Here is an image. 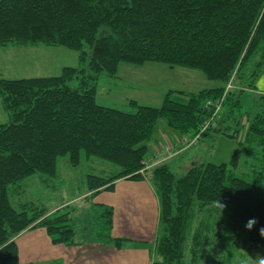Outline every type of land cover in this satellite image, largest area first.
I'll return each instance as SVG.
<instances>
[{"label": "trees", "instance_id": "16d2710c", "mask_svg": "<svg viewBox=\"0 0 264 264\" xmlns=\"http://www.w3.org/2000/svg\"><path fill=\"white\" fill-rule=\"evenodd\" d=\"M38 44L74 49L79 63L58 75L0 78L8 116L0 123V264H20L14 237L33 224L53 243L77 242L73 206L50 211L24 191L35 183L56 187L63 156L72 166L84 155L117 167L85 175L92 192L112 189L119 178L150 180L159 198L152 264H185L186 248L196 264L198 252L220 240L264 247V94L258 92L255 113L239 112L240 95L257 92L264 74V0H0V46ZM145 62L196 69L217 85L170 89L160 106L130 100L122 110L95 101L103 77L114 78L122 63ZM221 98L225 114L203 132L210 145L220 133L235 136L243 116L247 121L229 162L193 161L178 173L179 160L169 158L144 169L159 118L185 136L198 133ZM235 115L230 132L225 123ZM93 207L111 224V207ZM127 240L112 241L122 247ZM226 251L224 244L212 264Z\"/></svg>", "mask_w": 264, "mask_h": 264}, {"label": "rangeland", "instance_id": "374dc122", "mask_svg": "<svg viewBox=\"0 0 264 264\" xmlns=\"http://www.w3.org/2000/svg\"><path fill=\"white\" fill-rule=\"evenodd\" d=\"M78 63L77 51L62 45L38 44L28 46H0V77L3 78L58 75L61 73L63 67L77 66ZM117 74L119 75L117 79H115V77L110 79L103 77L100 80L95 93V101L101 105L122 110L130 108V100H135L137 103L144 105L160 106L168 89L180 87L183 90L186 89V91H195L198 87H206L205 85L207 83H217V81L206 79L203 74L196 69H171L159 62L120 64L117 69ZM240 96L243 101L239 112H243L242 114L249 112L250 115L255 113L256 103L259 102V93L252 90ZM222 102L223 98H221L220 103H218L220 104L218 111L220 116L225 114L224 111H221V108H223V106H221ZM242 118L243 120L240 121L238 126L235 123L236 119H238V115L228 119L225 123L226 126L228 125L230 132H232V130L234 131V127L236 126L239 128L235 136L220 133L216 136L212 145H210V140L206 139L210 133L208 132L206 136H203L204 129H201L198 133H191L186 136L182 134L181 136L186 138L187 143L183 144L184 148L180 155V166L177 167L176 164L173 165L175 170L178 173H185L190 163L193 161L201 162L203 160H208L214 163L229 162L234 149L239 144V140H241L245 134L247 121L244 116ZM7 120V113L2 108L0 101V123H4ZM161 125H163L164 128H168L170 132H174L175 135L181 134L178 130L167 125L163 118H159L156 121L154 131L159 129ZM166 134L168 140L171 139V136L168 135L169 132H166ZM170 141H172V139ZM154 159L156 160V158ZM57 166L58 173L60 174V182L56 184V187L43 186L39 183H35L31 186L26 185L24 190L25 195L29 197H38L40 203L42 201L44 205L50 207V205L56 202L80 195V193L87 188L85 175L88 173L109 175L117 170V167L109 161L97 159L95 157L86 158L84 155L77 166L70 165L67 156L60 157ZM93 200L92 197L87 200L81 197L77 201L74 199L72 201V205L75 207L73 217L77 221L79 227L82 226V229V224L92 225L93 231L98 232L102 227L100 221H102L101 223L104 225L106 224L105 220L107 218L101 215L100 210L94 208L96 211L93 212V215L96 218L94 217V223H91V219H93L91 216V204ZM12 202L18 208L13 199ZM154 213L155 210L153 208L152 215L148 218L153 220ZM224 216L225 212H222L221 215L216 214L214 217L222 219ZM109 225L115 233H119L120 228L127 227L125 233H132L129 234L130 237H143L145 233L147 239L150 238L148 232H143L136 226L130 227L129 231L131 232H127L129 226L123 222ZM148 229L150 231L153 230L152 227ZM126 238L129 239L127 240L128 242L131 240L129 237ZM235 241L234 245L229 246L227 240H220L215 246H210V250L208 247L201 252L199 251L197 254L198 262L196 264H212V257H214L215 252L224 244H226L228 251L219 252L221 256L218 257V261L214 264H264V247H261L259 250L249 243L244 242L242 239H235ZM132 242H135V240ZM132 245H134V248L137 250L145 248L144 246L137 247L138 245L136 242ZM192 256L191 249L186 248L184 255L185 264H192Z\"/></svg>", "mask_w": 264, "mask_h": 264}, {"label": "crops", "instance_id": "0c3cea01", "mask_svg": "<svg viewBox=\"0 0 264 264\" xmlns=\"http://www.w3.org/2000/svg\"><path fill=\"white\" fill-rule=\"evenodd\" d=\"M147 63V62H145ZM156 63V62H149ZM124 64V63H122ZM144 64V63H143ZM166 65V64H165ZM171 69H186L182 67H170ZM118 75V74H117ZM115 76V79L119 77ZM3 78V77H0ZM216 83H207L202 88L214 87ZM257 92L264 94V74H262L257 82ZM198 87L195 91L202 89ZM177 90H183L180 87L172 88ZM169 90V89H168ZM186 90V89H185ZM192 91V90H187ZM161 105V104H160ZM166 132L171 136L168 140ZM175 135L174 132H170L168 128H164L163 125L159 129L153 132L151 140L148 142V154L149 164L145 166L146 169L152 168L159 164L161 161L155 163V159L151 158L156 152H163V148L168 143H177L183 136ZM170 141V142H169ZM183 150L175 153L169 157L181 160V153ZM166 158V159H169ZM154 159V160H153ZM164 159V160H166ZM163 161V160H162ZM144 168V169H145ZM94 200L91 204V223H94V203H102L112 208V224H118L123 222L129 226L127 232H131L130 227L136 226L143 232H148L150 238L147 239V235L143 237H130L125 233L127 227H122L119 233H115L110 228V225L102 224L100 221L101 229L98 232L93 231L92 225H83L79 227L77 221L73 217L75 207L72 205V201L79 198ZM70 204L73 206L71 212L72 219L76 222L78 228L77 242L74 244L53 243L48 236L44 227L39 225H31L19 232L14 237V241L18 248V257L20 264H152L154 259V246L157 225L159 220V198L157 192L149 179L143 178L140 180L119 178L113 182L112 189L101 188L97 191H90L86 188L77 197L71 199H64L50 205L49 210L53 211L56 208ZM118 206V207H117ZM155 210L154 219L151 220L152 210ZM134 214V215H133ZM81 225V224H80ZM125 225V226H126ZM153 228L149 230L148 228ZM142 236V235H138ZM113 237H129L131 240L126 242L122 247H117L113 243ZM137 247L144 246L145 248L137 250L132 245L135 242ZM149 248H148V247Z\"/></svg>", "mask_w": 264, "mask_h": 264}, {"label": "built area", "instance_id": "2783aa9c", "mask_svg": "<svg viewBox=\"0 0 264 264\" xmlns=\"http://www.w3.org/2000/svg\"><path fill=\"white\" fill-rule=\"evenodd\" d=\"M228 87H229V84H228ZM207 103H209V101ZM219 105L220 104H217L216 105L212 117L210 118L209 122H207L202 127V129H206V127H208L209 125H214V115H217L218 114ZM184 143H187V140H186L185 137H183L182 139H180L177 143H173V142L168 143V144H166L164 146L163 152L158 151L151 158H156L155 163L156 162H159V161H162V160H164L166 158H169V157L173 156L175 153H177L180 150H182L184 148V145H183ZM149 159H146L145 160V163H144L145 166H147V164H149Z\"/></svg>", "mask_w": 264, "mask_h": 264}, {"label": "clouds", "instance_id": "9594fccd", "mask_svg": "<svg viewBox=\"0 0 264 264\" xmlns=\"http://www.w3.org/2000/svg\"><path fill=\"white\" fill-rule=\"evenodd\" d=\"M255 223H256L255 218H251V219H249V220L247 221V223H246L245 226H246L247 228L251 229ZM262 230H264V229H261V231H262Z\"/></svg>", "mask_w": 264, "mask_h": 264}]
</instances>
